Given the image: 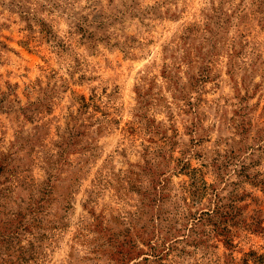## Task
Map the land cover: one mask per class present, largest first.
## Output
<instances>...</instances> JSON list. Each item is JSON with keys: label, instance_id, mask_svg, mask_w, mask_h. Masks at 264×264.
<instances>
[{"label": "rangeland", "instance_id": "rangeland-1", "mask_svg": "<svg viewBox=\"0 0 264 264\" xmlns=\"http://www.w3.org/2000/svg\"><path fill=\"white\" fill-rule=\"evenodd\" d=\"M0 264H264V0H0Z\"/></svg>", "mask_w": 264, "mask_h": 264}]
</instances>
